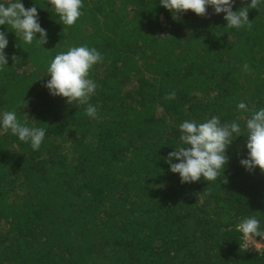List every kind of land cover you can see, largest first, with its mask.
<instances>
[{"label":"trees","instance_id":"1","mask_svg":"<svg viewBox=\"0 0 264 264\" xmlns=\"http://www.w3.org/2000/svg\"><path fill=\"white\" fill-rule=\"evenodd\" d=\"M21 2L37 7L48 43L26 44L0 26L9 41L0 113L15 110L21 123L26 113L46 136L34 151L0 131V264H264L236 228L256 215L264 230V173L240 164L245 120L264 107V0L239 30L211 7L210 18L174 19L160 0H82L73 26L48 0ZM250 3L234 0L233 11ZM74 46L104 58L91 71L97 119L44 87L51 60ZM212 116L242 129L226 153L229 182L181 184L165 163L179 125Z\"/></svg>","mask_w":264,"mask_h":264},{"label":"clouds","instance_id":"2","mask_svg":"<svg viewBox=\"0 0 264 264\" xmlns=\"http://www.w3.org/2000/svg\"><path fill=\"white\" fill-rule=\"evenodd\" d=\"M48 3L65 26H73L84 15L82 0H48ZM259 4L260 0H251L247 7L233 11L234 0H160V5L171 12L174 19L188 11L199 17L210 18L208 8L211 7L213 14H224L226 27L237 30L252 27L248 9H257ZM5 25L15 33L18 40L26 44L35 41L38 46L43 47L48 43L47 31L41 27L35 5L25 8L21 0L0 3V26ZM37 34L39 39L36 38ZM8 43L6 33L0 32V71H3L8 63V56L5 53ZM11 59L15 63L18 58L13 55ZM103 60L102 54L94 47H70L51 60L47 67L50 79L44 87L51 96L64 98L68 105H86L85 115L97 119L99 116L97 107L89 103L98 88L91 78V71L95 65L103 63ZM243 70L249 71L247 63L243 65ZM175 98L174 91L165 96L167 100ZM237 107L241 111L248 110L244 102L238 103ZM28 121L29 116L26 113L24 123H21L15 110L3 111L0 113V131L3 133L10 131L20 141L30 143L31 148L38 151L46 136V129L30 127ZM245 130L247 157L241 159L240 164L249 173L254 172L256 168L264 173V107L252 110L250 117L245 120ZM179 131L180 146L168 154L165 163L169 164L173 174L179 175L181 184L195 183L201 178L207 182L219 180L220 183L227 184L229 181L224 172L230 157L226 153L233 142V135L241 137L240 124L221 123L218 116H212L202 123L185 120L179 125ZM236 228L241 233L246 248L251 246L258 251L264 246V243H258L256 240L259 237L260 241L264 242V230L261 229L260 220L256 215L242 218Z\"/></svg>","mask_w":264,"mask_h":264},{"label":"built area","instance_id":"3","mask_svg":"<svg viewBox=\"0 0 264 264\" xmlns=\"http://www.w3.org/2000/svg\"><path fill=\"white\" fill-rule=\"evenodd\" d=\"M257 242L258 243H262V241H260V240H257ZM243 248L248 250V251H250V252H260L262 250L264 251V247L263 246L258 251L254 247H251V246L249 248H246L245 244H244Z\"/></svg>","mask_w":264,"mask_h":264},{"label":"rangeland","instance_id":"4","mask_svg":"<svg viewBox=\"0 0 264 264\" xmlns=\"http://www.w3.org/2000/svg\"><path fill=\"white\" fill-rule=\"evenodd\" d=\"M262 243H264V242H262ZM264 247V246H263Z\"/></svg>","mask_w":264,"mask_h":264}]
</instances>
